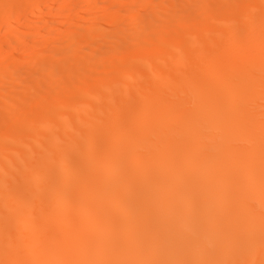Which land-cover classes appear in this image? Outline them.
Wrapping results in <instances>:
<instances>
[{
	"label": "bare ground",
	"instance_id": "bare-ground-1",
	"mask_svg": "<svg viewBox=\"0 0 264 264\" xmlns=\"http://www.w3.org/2000/svg\"><path fill=\"white\" fill-rule=\"evenodd\" d=\"M45 1L0 0V264H264V0Z\"/></svg>",
	"mask_w": 264,
	"mask_h": 264
},
{
	"label": "rangeland",
	"instance_id": "rangeland-1",
	"mask_svg": "<svg viewBox=\"0 0 264 264\" xmlns=\"http://www.w3.org/2000/svg\"><path fill=\"white\" fill-rule=\"evenodd\" d=\"M73 1H75V2H73ZM68 0V2H67V0L65 1V0H56V1H54V2H52V1H45L42 5L43 6H41L42 8H40V10L37 12V14H32L31 12H29L30 11V9H31V7H30V9H28L26 12H24V14H21V15H19L18 16V18H15V20H14V23L13 24H15L16 25V27L18 28V27H24V25H25V23L26 24H31V22L32 23H39V25H41V26H39L37 29H27L28 31H25V34H27L26 36L27 37H34V38H36V39H40V38H42V36L44 37V34H45V32L47 31V26L46 25H42L43 23L42 22H44V20L46 21V19H54V21L55 22H57L56 23V25H63L64 27H67L68 25H70V24H72V21L73 22H76L77 20H79V21H77V22H83V21H86V22H99V21H102V20H107V21H111V23H113L114 21V19H116L117 18V16L116 15H114L115 14V12L114 13H112L111 12V14H110V11L111 10H113V8H115L116 9V7H118V6H120V5H122V7H120V8H118L117 10H115V11H117L116 12V14H118V15H127L128 17H129V19H131L130 20V22H131V24H132V27H135L136 26V24H137V26L136 27H138L139 25H138V23H136V21H134L135 19V17H134V11H132V9L134 10V7L136 6V1L135 0H119L120 2H118L117 3V5H114V6H112V7H110L111 5H109V7L107 8H105V11L107 12L106 13V15L108 14V16H106L105 17V15H103V17L105 18H103V17H101V15H99V16H89L88 14V16L85 14H81V13H87V12H94L95 10H94V7H89V8H87V9H85V10H83L82 11V8H81V10H80V8H78V5H77V3H79V1L80 0ZM122 1V2H121ZM159 3H158V2ZM177 0H156V3H154V4H152V5H150V4H148L147 6H145V8H144V14H143V16L141 17V20H143V23H145V17H147V16H149V14L150 13H152L153 11H155V10H160L161 12H165V10L167 9V5H170L171 3H174V2H176ZM50 5H49V4ZM59 3V4H58ZM48 5H49V7H48ZM58 5H60V6H58ZM51 6V7H50ZM54 6H56V7H54ZM77 6V7H76ZM62 8V10L64 11L65 10V13H67V14H65L64 16L62 15V17L61 18H56L57 16H56V14L55 13H57V11L59 10L58 8ZM50 8V9H49ZM60 8V9H61ZM75 8H76V10H75ZM78 8V9H77ZM86 8V7H85ZM156 8V9H155ZM166 8V9H165ZM66 9H68L67 11H66ZM84 9V8H83ZM110 9V10H109ZM147 9V10H146ZM125 10V11H124ZM55 11V12H54ZM79 12V13H78ZM48 13H49V15H48ZM127 13V14H126ZM31 14V15H30ZM113 14V15H112ZM124 16V17H125ZM69 17V18H68ZM71 17V18H70ZM127 17V18H128ZM131 17V18H130ZM36 19V21H35V19ZM44 18V19H43ZM31 19V20H30ZM34 19V20H33ZM76 19V20H75ZM87 19V20H86ZM33 20V21H32ZM60 20V21H59ZM61 20H62V24H60L61 23ZM117 20V19H116ZM145 20V21H144ZM29 21H31V22H29ZM142 22V21H141ZM59 23V24H58ZM66 23V24H65ZM8 23H6V24H3L1 27H0V41H5V39H7V37L10 35V33H11V31L9 30V28H10V24H8ZM14 25V26H15ZM113 26H114V24H112ZM41 27V28H40ZM56 27H58V26H56ZM63 27V28H64ZM44 28V29H43ZM59 28H61V27H59ZM30 31V32H29ZM38 32V33H37ZM43 33V34H42ZM108 34V35H113L114 34V30L112 29H109V30H107L106 32H105V34ZM9 38V37H8ZM3 39V40H2ZM52 44H54V42L52 41L51 43H48L47 44V46H46V49H49L50 47H51V45ZM9 50V51H8ZM13 51L12 50H10V49H7V50H3V49H1L0 50V55H3V56H5V55H10L11 53H12ZM15 52V51H14ZM17 52V51H16ZM26 52H28V51H23L22 52V54H24V53H26ZM18 53H20L19 51H18ZM7 55V56H8ZM3 56H0V57H3Z\"/></svg>",
	"mask_w": 264,
	"mask_h": 264
}]
</instances>
